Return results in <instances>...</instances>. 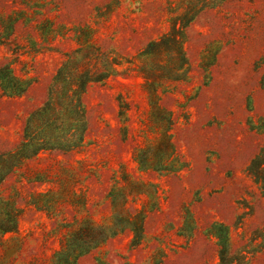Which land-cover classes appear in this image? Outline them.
<instances>
[{"label": "rangeland", "instance_id": "obj_1", "mask_svg": "<svg viewBox=\"0 0 264 264\" xmlns=\"http://www.w3.org/2000/svg\"><path fill=\"white\" fill-rule=\"evenodd\" d=\"M263 145L264 0H0V264H264Z\"/></svg>", "mask_w": 264, "mask_h": 264}, {"label": "trees", "instance_id": "obj_2", "mask_svg": "<svg viewBox=\"0 0 264 264\" xmlns=\"http://www.w3.org/2000/svg\"><path fill=\"white\" fill-rule=\"evenodd\" d=\"M44 147V144L38 145L34 148L32 152L35 153L38 149H42ZM247 171L259 184L261 190L264 193V145L259 149L258 153L251 159L250 163L247 166ZM221 231L222 230H220V232ZM220 241L222 243V248L219 251L220 264H233V257L229 254L228 238L226 234L220 236Z\"/></svg>", "mask_w": 264, "mask_h": 264}]
</instances>
